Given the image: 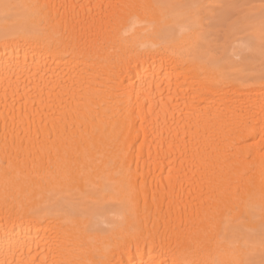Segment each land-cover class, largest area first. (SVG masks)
I'll use <instances>...</instances> for the list:
<instances>
[{
	"label": "bare ground",
	"instance_id": "bare-ground-1",
	"mask_svg": "<svg viewBox=\"0 0 264 264\" xmlns=\"http://www.w3.org/2000/svg\"><path fill=\"white\" fill-rule=\"evenodd\" d=\"M0 264H264V0H0Z\"/></svg>",
	"mask_w": 264,
	"mask_h": 264
}]
</instances>
